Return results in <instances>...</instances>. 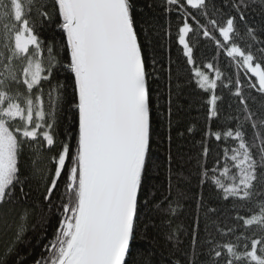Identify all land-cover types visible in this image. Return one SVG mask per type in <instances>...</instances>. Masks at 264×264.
I'll use <instances>...</instances> for the list:
<instances>
[{
  "label": "snow or ice",
  "instance_id": "6c2138e0",
  "mask_svg": "<svg viewBox=\"0 0 264 264\" xmlns=\"http://www.w3.org/2000/svg\"><path fill=\"white\" fill-rule=\"evenodd\" d=\"M167 2L180 4L184 23L179 29V43L186 51L188 63H193V49L186 40L193 32L188 23L191 13L180 0ZM52 3L61 18L58 27L64 37L56 45L41 39L33 19L34 16L39 19L40 27L51 19L46 10L47 0H0V41L6 50L0 51V205L9 202L16 185L21 184L18 164L27 150L33 175L39 176L44 185L43 200L49 205L59 200L62 209L54 238L46 246L47 259L42 258L37 264H132L130 257L141 221V193L153 162L154 105L151 73L146 70L132 5L130 0H52ZM186 3L199 9L225 41H232L230 46L221 45L205 25L191 16L205 37L227 48V55L234 60L238 57V65L256 78L258 87L251 83L249 86L264 93V59L237 44L236 17L229 16L218 23L209 16V0H186ZM232 7L243 20L242 9L248 7L247 0H239ZM248 35L255 40L251 29ZM258 51L264 58V49ZM14 61L22 62L19 70ZM65 74L71 81L72 106L78 115L74 152L65 141H57L54 131L66 103L67 85L61 79ZM195 75L202 77L198 82L200 88L216 89L215 80L210 81L198 70ZM221 75L218 71L217 78ZM12 83L22 84L25 90L9 91ZM231 83L229 79L228 84ZM221 85L227 86L223 81ZM234 95L240 97L246 113L244 120L251 122L253 128L258 123L264 128V120L253 119L255 114L249 111L239 88ZM217 99L213 91L209 101L211 117L218 115ZM242 127L237 124L235 131L229 129L224 133L236 142V147L225 149L222 167L217 161L216 167L202 171L201 183L212 182L222 191L224 199L250 201L254 195L264 196V135L256 132L254 141L249 143ZM214 135L216 140L221 139L220 132ZM53 151L55 155H51ZM207 154L205 147L204 156ZM38 162L42 166L37 167ZM258 186L261 191H257ZM20 190L23 191L22 185ZM181 195L178 193L177 198L168 201L167 212L176 213ZM173 204L177 207L173 208ZM257 206V214L238 219H243L245 226L255 225L264 232V200ZM214 212L215 209L207 208L206 219L208 213ZM26 218L27 213L17 225L16 241L23 237ZM217 230L222 231L218 226ZM207 243L211 245L209 255L213 264H218L221 249L229 257L226 264H264V237L245 243L243 252L239 251V244H219L213 239Z\"/></svg>",
  "mask_w": 264,
  "mask_h": 264
},
{
  "label": "trees",
  "instance_id": "16d2710c",
  "mask_svg": "<svg viewBox=\"0 0 264 264\" xmlns=\"http://www.w3.org/2000/svg\"><path fill=\"white\" fill-rule=\"evenodd\" d=\"M237 2L239 0H209V16L216 18L218 23L235 16L237 44L245 51H252L258 59H264L258 51L264 49V0H247L248 7L242 9L243 20L239 19V14L232 7ZM47 3L49 7L46 10L51 19L45 20L42 27L39 26L38 18L34 16L33 19H36V30L41 39L56 45L64 39L58 27L61 18L52 0H47ZM130 3L144 51L146 70L151 73L150 89L154 101L153 162L144 180L141 221L130 259L132 264H213L212 256L209 255L211 245L207 243L209 239L219 244H239V251L243 252L245 243L250 244L251 239L264 237V232L255 225L245 226L243 219H238L257 214L258 202L264 200V196L254 195L250 201L233 197L224 199L222 191L212 182L201 183L202 171L216 167L217 161L222 167L225 149L236 147L232 138L225 137L227 130L235 131L237 124H242L241 131L249 143L254 141L256 132L264 135V128L259 123L257 128H253L251 122L244 120L246 113L240 97L234 95L236 89H240L249 111L255 114L253 119L258 122L264 120V93L249 86L250 83L257 84V80L238 65L239 58L234 60L229 57L228 49L215 43V40H219L221 45L230 46L232 41H225L208 23V19L201 15V11L191 8L186 0H180V3L215 37V40L205 37L203 29H199L196 21L189 17L188 23L192 25L193 32L188 34L186 40L193 49V63H188L186 51L179 43V29L184 23L179 11L180 4L169 5L167 0H130ZM250 29L255 40L248 35ZM3 43L0 41V51H6ZM14 63L19 70L22 62ZM195 70L208 76L210 81L215 80L216 89L200 88L198 82L201 78L195 75ZM218 71L222 74L219 79ZM61 79L67 85L66 103L54 131L57 141H65L74 152L78 115L72 106L71 81L66 78V74ZM229 79L231 84H228ZM221 81L227 86H222ZM17 89L23 92L25 86L12 83L9 91L15 93ZM213 91L218 97L216 117L210 116L209 101ZM216 132L221 133L220 140L215 139ZM205 147L208 149L206 157ZM58 150L59 144L56 145ZM55 154V151L51 153ZM29 156L27 150L20 156L18 167L21 184L16 185L10 201L0 205V264H37L42 258L47 259L46 246L54 238L62 219L60 201L55 200L49 205L43 200L44 185L39 176L33 175ZM40 166L42 164L38 162L37 167ZM21 185L23 191L20 190ZM257 191H261L260 186ZM178 193L182 195L179 196V207L173 215L166 208L168 201L177 198ZM172 207L177 206L173 204ZM207 208H213L215 212L208 213L206 219ZM25 213L26 230L22 239L16 241L17 225ZM217 226L222 231H218ZM221 252L218 264H226L229 257L225 249H221Z\"/></svg>",
  "mask_w": 264,
  "mask_h": 264
},
{
  "label": "rangeland",
  "instance_id": "374dc122",
  "mask_svg": "<svg viewBox=\"0 0 264 264\" xmlns=\"http://www.w3.org/2000/svg\"><path fill=\"white\" fill-rule=\"evenodd\" d=\"M202 79V77H200ZM211 80V79H210ZM213 94V92H211V95Z\"/></svg>",
  "mask_w": 264,
  "mask_h": 264
}]
</instances>
